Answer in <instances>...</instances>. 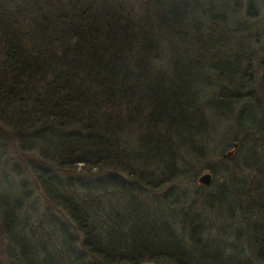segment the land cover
Returning a JSON list of instances; mask_svg holds the SVG:
<instances>
[{
  "label": "trees",
  "instance_id": "16d2710c",
  "mask_svg": "<svg viewBox=\"0 0 264 264\" xmlns=\"http://www.w3.org/2000/svg\"><path fill=\"white\" fill-rule=\"evenodd\" d=\"M260 10L0 0V264H264Z\"/></svg>",
  "mask_w": 264,
  "mask_h": 264
},
{
  "label": "rangeland",
  "instance_id": "374dc122",
  "mask_svg": "<svg viewBox=\"0 0 264 264\" xmlns=\"http://www.w3.org/2000/svg\"><path fill=\"white\" fill-rule=\"evenodd\" d=\"M256 1H259L260 5H261V10L259 13L260 15L257 14V20H254L253 22H255L256 36L258 35L259 42L262 44L253 45L254 46L253 49H255V50H257V47L263 48L262 45H264V0H256ZM244 6H246V2H244ZM243 20L244 19H242V18H238L237 21L242 22ZM259 57H260V54L257 56V59H259ZM251 65H253L256 68L257 67L256 61L253 62V64L251 63ZM253 71H254V69L252 68V73H253ZM230 151H232V150H230ZM230 151H227L225 154H227ZM12 160L14 162H17V163H15V165L18 166V170L20 169L21 171H24V172L22 173V179L20 181L15 182L14 181L15 179L12 180L9 178V180L7 181V184H10L14 190L19 189V184L22 186L24 185L26 187L27 191L31 195L30 196L31 200L29 202L28 207H30V206L35 207V209L38 211L39 215L37 217V220H38V218H43L46 216L49 217V213L56 218L59 217L60 216L59 212L52 209L49 206V203L47 202L45 197L43 196L42 188H40V186L37 183H35L33 177H31V175L27 172V167H25V166L28 164L27 161L29 160V158L23 157L21 159V158H14L13 157ZM217 161H218L217 158H215L213 160V162H217ZM208 174L211 175L207 171H202L200 174H198L197 179H199L203 175H208ZM8 175H10L9 172H8ZM245 176H247V175H245ZM249 178L250 179L253 178V175L249 174ZM212 179H213V176L211 175V181H212ZM162 192H164V188L161 189L160 193H162ZM60 218H61V216H60ZM261 219L264 220V217L262 216ZM47 264H49V262H47Z\"/></svg>",
  "mask_w": 264,
  "mask_h": 264
},
{
  "label": "water",
  "instance_id": "95a60500",
  "mask_svg": "<svg viewBox=\"0 0 264 264\" xmlns=\"http://www.w3.org/2000/svg\"><path fill=\"white\" fill-rule=\"evenodd\" d=\"M234 149H237V145H234ZM233 155V151L225 154V157L230 158ZM199 184L209 186L211 184V175H203L198 179Z\"/></svg>",
  "mask_w": 264,
  "mask_h": 264
}]
</instances>
